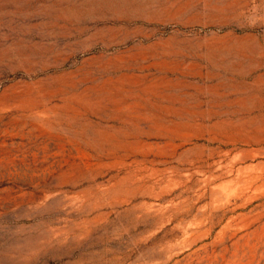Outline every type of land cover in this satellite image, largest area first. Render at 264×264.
Here are the masks:
<instances>
[{
    "label": "rangeland",
    "instance_id": "374dc122",
    "mask_svg": "<svg viewBox=\"0 0 264 264\" xmlns=\"http://www.w3.org/2000/svg\"><path fill=\"white\" fill-rule=\"evenodd\" d=\"M0 264H264V0H0Z\"/></svg>",
    "mask_w": 264,
    "mask_h": 264
}]
</instances>
